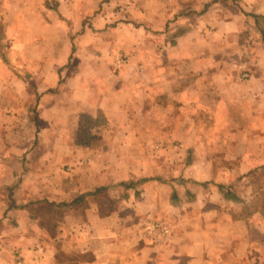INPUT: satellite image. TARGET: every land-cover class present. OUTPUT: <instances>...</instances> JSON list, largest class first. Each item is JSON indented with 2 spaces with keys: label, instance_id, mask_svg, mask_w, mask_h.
Segmentation results:
<instances>
[{
  "label": "rangeland",
  "instance_id": "374dc122",
  "mask_svg": "<svg viewBox=\"0 0 264 264\" xmlns=\"http://www.w3.org/2000/svg\"><path fill=\"white\" fill-rule=\"evenodd\" d=\"M71 3L82 7V17H78V11L72 12ZM217 3L219 6L212 9L214 25L204 23V9L197 11L198 16L190 23L185 17L192 11L178 10L161 26L147 29L152 34L149 42L143 30L136 31L134 42L129 41L131 33L126 25L142 21L144 14L158 16L153 9L159 7L158 0H12L8 5L0 20V89L5 100V109L1 110L11 117L6 118V126L13 131L11 140L18 138L20 128L25 146L52 145L56 173L61 167L64 172L86 180L84 197L66 202V209L77 211L78 204L80 210L85 206L98 209L106 215L104 223L118 225L121 233H130L138 241L137 245L145 244L161 251L170 245L173 235L170 221L160 216L164 204L182 203V209L191 208L192 193L186 187L185 175L189 174L188 167L196 154L190 147L198 145L205 149L210 145L219 151L235 147L231 155L219 152L212 156H216L223 173H231V183L237 184L238 190L247 197L251 193L244 214L259 209L264 212V163L245 174L238 171L244 156L252 161V166L255 164L252 160L255 148L259 147V157L264 160V125L256 119L264 107L253 104L255 96L264 101L262 95L254 96L248 90L245 107L240 108L248 119L243 132L245 138L201 137V131L206 133L209 128V116L213 115L200 112L195 122L194 107L185 98L176 107V113L160 116L156 110L158 105L174 99L166 93L180 92L181 87L202 84L203 87L193 88L201 91L213 82L218 99L217 89L224 81L248 84L255 79L254 70L264 67V19L252 16L236 1ZM12 4L18 7L11 8ZM149 7L151 11L147 13ZM224 15L229 21L235 17L239 20L238 15H243L239 20L240 25L244 22L243 28L239 30L233 22L224 23ZM196 25L201 32L208 30V41L204 45L198 42L193 50L181 46L184 43L177 48L180 30ZM223 31L232 35L231 41L225 39ZM117 33L126 34V42L119 43ZM105 34L109 35L104 37ZM204 65L224 66L225 75L195 70ZM148 80L150 86L146 92L153 101L147 119L142 114L143 92L135 85L146 84ZM254 81L264 83V75L258 74ZM119 87H124L123 92L129 95L126 101L132 105L133 115L108 116L100 108L94 112L86 110L89 105H110L114 109L123 100L116 96ZM237 110L233 108L231 112ZM196 124L204 125L205 129L198 128L196 132ZM68 145L76 150L66 161ZM242 151L248 153L244 155ZM32 161L35 159L23 158L24 164ZM100 173L103 184L94 190L90 186L92 179ZM129 183L133 185L128 187ZM13 189L7 188L8 198L14 194ZM111 212L118 215L110 217ZM87 222L90 226L95 224L93 217H88ZM103 230L94 232L99 234ZM94 232L88 234L87 246L82 248L86 260L95 254L91 244ZM104 244H100L103 250ZM61 255L66 260V251L62 250ZM112 259L116 260L104 263L130 264L128 258ZM72 260L77 263L80 259Z\"/></svg>",
  "mask_w": 264,
  "mask_h": 264
},
{
  "label": "crops",
  "instance_id": "0c3cea01",
  "mask_svg": "<svg viewBox=\"0 0 264 264\" xmlns=\"http://www.w3.org/2000/svg\"><path fill=\"white\" fill-rule=\"evenodd\" d=\"M212 1L209 3L210 0H172L170 2L158 0L159 7L153 8L157 10L158 16L153 17L144 14L142 21L127 23V29L131 33L129 41L134 42L137 35L135 34L136 31L141 32L143 30L146 31L143 34L145 40L149 42L152 34L148 33L147 29L151 26H161L172 18L173 13L178 10L192 11L188 17H185L190 23L198 16L197 11L204 9L202 15L204 23L208 26L214 25L216 18L212 9L216 8L217 5L219 6L217 2L225 4L227 1H236L242 9L252 13V16L264 19V0ZM10 3L12 0H0V20L8 10ZM17 5L12 4L11 8L13 6L18 7ZM69 5L72 12L78 11V17H82V7H76L72 3ZM150 11L151 7L147 13ZM222 18L224 23L233 22L236 24L239 30L244 26V22H241L242 26L240 25L243 15H238L240 21L237 17L233 21H229L226 19V15ZM182 24H185V20H182ZM198 27L199 25H196L195 28L180 30L176 47L179 48V44L184 43L181 46L193 50L198 42L204 45L210 38V33L208 30L201 32ZM222 34L226 40L231 41L232 35L226 31H223ZM107 35L109 34H105L104 37ZM116 35H118L119 43L126 42V34L117 33ZM122 48L124 47L122 46ZM202 66L195 70L200 69L208 74H224L226 72L224 66L217 68ZM3 68H6L5 65ZM185 72L187 71L185 70ZM254 72L256 79L258 74L264 75V67H258ZM146 74L149 78L150 72ZM254 80L248 84L232 83L230 80L224 81L217 89L218 99L215 97L216 88L213 82L207 83L206 87L201 88L204 89L201 91L193 90V88L203 87L202 84L190 88L181 87L180 92L166 93V96H173L174 101L168 99L167 103L158 105L156 110L160 116L176 113V107L185 98L190 100L189 105L194 107L192 112L195 114V122L196 115L200 112L213 115V117L209 116V124L207 125L209 128L206 133L201 131V137L245 138L243 132H246L248 119L245 117V111L240 112V108L245 107L244 104L248 100V90L252 91L254 96L260 94L264 98V83ZM258 83L263 85L259 86ZM135 86L143 92L142 114L148 119L151 115L149 108L151 101H153L150 94L146 92L150 86V81ZM123 90L124 87H119L118 93H116V96L123 100L114 109L110 105H103L102 107L89 105L85 109L94 112L100 108L108 116L119 114L129 117L134 114V111L131 110L130 102L126 101L129 95H125ZM1 95L0 89V264H105V261L116 260L112 258L118 257L128 258L130 264H264V247L261 244L262 237L264 243V212L259 209L248 215L244 214L243 208L245 202L250 201L251 193L247 197L244 192L238 190L237 184L231 183V173H223L218 167L216 156H212L213 153L219 152L231 155L235 151V147H227L223 151L214 149L210 145L205 149L198 145L190 147L194 149L196 157L188 167L189 174L185 175V183L192 193L189 204L192 209H182V203L179 205L164 204V211H161L160 216L170 221L173 235L170 245L162 248L161 251H157L158 248L149 245H137L138 241L131 238L130 233L125 231L121 233L122 230L119 231L118 225L107 224L110 222L104 223L103 219L106 215L101 214L98 209H88L85 206L83 210H80L79 204L75 206L77 211L66 209V202L77 201L84 197L86 180L83 177L76 178L70 172H64L61 167L56 173L55 151L52 145L44 144L34 148L25 146L20 128H18V138L11 140L13 131L6 126V118L10 119L11 117L6 115L7 111L1 110L5 109L3 104L5 100L1 98ZM253 104L255 107H264V101L256 96ZM153 106L154 104H152ZM231 107L237 108V112L232 113L233 108ZM3 112L5 115L1 116ZM165 116L162 118L164 119ZM256 119L264 125V109L259 112ZM196 128L197 132L198 128L204 130L205 126L196 124ZM37 140L42 141L39 138ZM239 148L243 149L242 146ZM75 150L73 146L68 145L66 147V154H68L66 161ZM255 150L254 154L256 155L252 158L255 164L252 166V161L244 156V160L238 166L240 173L245 174L254 168H259L264 163L262 157H259L261 152L259 147ZM247 153L244 152V155ZM24 157L33 158L35 161L24 164ZM102 179L100 173L97 178L92 179L90 186L94 189L102 185ZM160 185L167 188L164 183ZM174 185L177 186V184ZM219 185L234 189L238 199L232 200L226 197ZM8 187L14 188V194L10 195L9 198L6 195ZM93 189L90 188V191ZM187 200L186 198L185 201ZM115 214L118 215L117 212H111L109 216L112 217ZM88 217L94 218V225L88 224ZM90 229L91 232H87ZM101 229L104 230L99 234L96 233ZM95 230L96 232H94ZM92 232L96 233L91 241L92 252L95 254L93 253L92 258L86 260L87 256L82 248L87 246V236ZM104 242L106 243L104 244L105 250L100 245ZM115 243L116 246H114ZM62 250L66 251V260H62ZM105 256L108 259H102ZM74 257L82 260V262L78 260L76 263L72 260Z\"/></svg>",
  "mask_w": 264,
  "mask_h": 264
},
{
  "label": "trees",
  "instance_id": "16d2710c",
  "mask_svg": "<svg viewBox=\"0 0 264 264\" xmlns=\"http://www.w3.org/2000/svg\"><path fill=\"white\" fill-rule=\"evenodd\" d=\"M256 18H258V17H256ZM123 184L126 185V183H123ZM132 185H133L132 183L127 184L128 187H131ZM219 188H220V190H222L224 192V195L226 197H228V198H230L232 200H237L238 199L237 193H236V191L234 189L226 188V186H224V185H219ZM97 191H99V189Z\"/></svg>",
  "mask_w": 264,
  "mask_h": 264
},
{
  "label": "built area",
  "instance_id": "2783aa9c",
  "mask_svg": "<svg viewBox=\"0 0 264 264\" xmlns=\"http://www.w3.org/2000/svg\"><path fill=\"white\" fill-rule=\"evenodd\" d=\"M167 231V230H166Z\"/></svg>",
  "mask_w": 264,
  "mask_h": 264
}]
</instances>
